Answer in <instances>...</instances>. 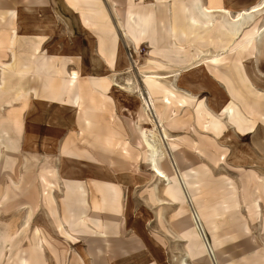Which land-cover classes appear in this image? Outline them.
<instances>
[{"label": "rangeland", "instance_id": "obj_1", "mask_svg": "<svg viewBox=\"0 0 264 264\" xmlns=\"http://www.w3.org/2000/svg\"><path fill=\"white\" fill-rule=\"evenodd\" d=\"M83 1L84 23L104 15ZM48 2L0 27V264H264V0L117 2L114 68ZM230 98L252 132L213 122Z\"/></svg>", "mask_w": 264, "mask_h": 264}, {"label": "crops", "instance_id": "obj_2", "mask_svg": "<svg viewBox=\"0 0 264 264\" xmlns=\"http://www.w3.org/2000/svg\"><path fill=\"white\" fill-rule=\"evenodd\" d=\"M48 1L49 0H42V2L36 3L35 0H11V1H8V2H5V1H1L0 0V27L1 28H4V27H7V26H10L11 24L14 23L15 20L16 21L18 20V13L16 12L17 13V17L16 18H12V17L10 18V16L7 14V12L9 10H15L16 11V9H20L21 8L24 11H27L28 14H31L32 12L35 11V9H40V10L42 9V10H44L48 6H51L50 5V2H48ZM66 1L63 2L62 0H59V2H58L59 3L58 4L59 11H63L65 9H67V8L70 9V10L80 11V15H81V17H80V24H82L84 27L90 28V30L93 29V31H95L94 34L97 36L98 40H100L99 35L105 36V39L107 41L106 42L107 43V47L106 48H100L101 49L100 51H103V53H104L105 50L108 48V55H111V61H112V63H108L106 61L105 62L106 65L105 66H106V68H114L116 66V64L119 63V61H120L118 57H121L122 56L121 53H120V51H118V49H117L118 48V45H117V37L118 36L115 34L117 31L120 33V31L118 29L119 28L118 26H119L120 22H122L121 21L122 18H119L120 21H118V22L116 21L118 19L117 13L115 12V10H116V3L117 2H120L121 3L122 1H123V3H131L132 0H95L94 1L95 7L98 6V7L102 8V12H103L104 15H102L101 17L98 16V18H95V19L90 20V22H88V24L84 23V21H83L84 16L81 14V12L84 11V9H88L85 6V2L83 0H78V1L72 0L73 2L72 1L68 2V0H66ZM113 2L115 3V6L114 7H112V3ZM257 5L258 4L253 5L250 8V10L248 11V14L253 13L252 11L254 9H256V6ZM203 10L205 12L209 13V14L211 12V10H209L207 7H203ZM245 13L246 12H244L242 14L239 13L238 14V17L235 18L237 20H235V19L233 20V21H235L234 24L231 23L230 26H229V28L231 30V35L234 38L237 35H239V33L244 29V27L246 25H249V23H246V21H242V15H245ZM249 22H251V21H249ZM21 24L22 25H29L30 23L29 22H27V23L21 22ZM116 27H117V29H116ZM18 36L19 35L16 34V31L13 30L12 31V34H11V37L9 38V40L10 41H14V42L15 41H18V40H20L22 42H25L28 45V50L27 51H32L30 54H28V59L29 58H32L35 55V52H36L35 46H36L37 43H39L36 40V36L35 35L32 36L30 34H27V36H23L21 39H19ZM120 36L123 39V35L120 34ZM5 40H8V38H6ZM108 41H110V42H108ZM30 47L32 49H29ZM114 51L117 52V55H116V53ZM14 54L13 53L11 54L12 55V58L15 57ZM97 54H98V51H97ZM98 56H100V55L98 54ZM50 57L53 58L54 56L49 54V56H47L45 58H50ZM103 57L105 58L104 55H103ZM49 61H50V59L47 61L48 65H49ZM15 63L16 62L12 61V64L13 65ZM93 64H94V70L96 72H98L99 69H100V63H99V61L98 60H95V62H93ZM110 64H112V65H110ZM16 65H19V68L16 69L15 71H13V73H20L21 67L24 69V70L21 71L23 73H30L34 69V67L31 65V63L29 64V60L27 62L20 63V64H16ZM50 71L53 72V70L51 69V70H49L48 73H50ZM65 71H66L67 74L69 73L68 68ZM46 75H50V74H46ZM150 78L162 80V79H164L166 77L165 76H162V75H159V74H156L155 76H152ZM47 80L48 79H45L44 80L45 82H42L43 85L46 83ZM26 83L28 84V86L25 87L24 89L31 90V87L29 86L30 83L29 82H26ZM170 86L172 87V89L174 91L177 90L176 85L173 82H171V81H170ZM49 87H50V83H49ZM77 88L80 89V86L77 87ZM63 97H66V96L64 95ZM217 98L220 99L219 97H217ZM217 98H215V99H217ZM48 99H49V101H51L50 98H48ZM218 101H214V102L216 103ZM230 102H231L230 105L227 106V107L221 106L222 110H221L220 113H219L220 109L215 110V111H218L219 114H217L218 116L215 117V120L213 122L217 125V127L220 128V126L222 124V122H220L221 119H222V115H225L226 117H228L229 123L232 124V125H234L236 127L235 129L239 130L240 132H249V133L252 132L251 131L252 126H248L247 123H246L247 122V118L244 116V114L240 110H238L237 108H235L232 105L233 100L231 98H230ZM217 104H219V103H217ZM69 107H71V106H69ZM201 108H202L201 110L204 111V113H205L206 112V109L204 108V105L203 104H201ZM75 121L76 122H79V119H77V117H76V120ZM165 129L166 128H164V125L159 123V131H160L161 137L163 139H166L167 138V132H166ZM162 132H163V134H162ZM162 135H164V136H162ZM145 141H146V144L149 145V147H151V144L147 140H145ZM173 160L175 162V165L177 166V163H176V161H175L174 158H173ZM80 161H82V158H81ZM92 161H94V160L92 159ZM154 169H155L154 172L157 174V176L159 175L158 177H163V173L161 171H159L155 166H154ZM177 170H179V169L177 168ZM177 170L175 172H177V174H176L178 176L177 178L180 179L181 173H180V171H177ZM97 175L98 174H96V177H97L96 179H99L98 178L99 176H97ZM96 183H98V182H96ZM196 216H197V214H196ZM193 217L195 218V216H193ZM197 219H198V216H197ZM198 221H199V219H198ZM209 248L211 249V252L213 254V251H212L211 246H209Z\"/></svg>", "mask_w": 264, "mask_h": 264}, {"label": "bare ground", "instance_id": "obj_3", "mask_svg": "<svg viewBox=\"0 0 264 264\" xmlns=\"http://www.w3.org/2000/svg\"><path fill=\"white\" fill-rule=\"evenodd\" d=\"M264 4V3H263ZM262 8V7H261ZM258 9H254L252 12H256ZM235 20H237V19H235ZM237 22V21H236ZM234 24V23H233ZM237 24V23H236ZM241 31V30H240ZM235 33V32H234ZM239 33V32H238ZM162 134H163V132H162ZM162 136H164V135H162ZM165 138V137H164ZM149 146V145H148ZM174 162V161H173ZM176 171V170H175ZM177 174V173H176ZM159 176V175H158Z\"/></svg>", "mask_w": 264, "mask_h": 264}, {"label": "water", "instance_id": "obj_4", "mask_svg": "<svg viewBox=\"0 0 264 264\" xmlns=\"http://www.w3.org/2000/svg\"><path fill=\"white\" fill-rule=\"evenodd\" d=\"M206 243H207V242H206ZM207 246H208V245H207ZM207 248L209 249V251H210V254H212V253H211V249L209 248V246H208Z\"/></svg>", "mask_w": 264, "mask_h": 264}]
</instances>
